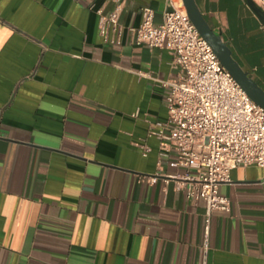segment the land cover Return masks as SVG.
Here are the masks:
<instances>
[{
	"label": "crops",
	"instance_id": "obj_1",
	"mask_svg": "<svg viewBox=\"0 0 264 264\" xmlns=\"http://www.w3.org/2000/svg\"><path fill=\"white\" fill-rule=\"evenodd\" d=\"M194 1L264 91V15L247 0ZM114 6L0 0V264H264L262 168L231 171L219 188L230 211L212 212L207 238L204 201L147 181L158 159L173 171L175 150L148 129L166 119L161 82L178 71L130 28L143 6L160 23L165 0H123L121 34L104 41L98 11Z\"/></svg>",
	"mask_w": 264,
	"mask_h": 264
},
{
	"label": "built area",
	"instance_id": "obj_2",
	"mask_svg": "<svg viewBox=\"0 0 264 264\" xmlns=\"http://www.w3.org/2000/svg\"><path fill=\"white\" fill-rule=\"evenodd\" d=\"M112 1L111 12L98 11L104 41L109 40V29L121 34L123 0ZM249 1L264 15V0ZM130 31L134 44L168 50L171 66L178 71L174 79L161 82L167 89L166 119L150 122L148 129V136L175 150L169 162L173 171L164 172L158 159L157 172L147 181L154 183L160 177L188 201H204L207 238L212 212L230 211V201L219 188L231 181V171L249 166L264 170V108L224 68L190 20L183 0H165L160 23L154 22V10L143 6L140 24ZM140 148L142 155L150 151L145 143Z\"/></svg>",
	"mask_w": 264,
	"mask_h": 264
},
{
	"label": "water",
	"instance_id": "obj_3",
	"mask_svg": "<svg viewBox=\"0 0 264 264\" xmlns=\"http://www.w3.org/2000/svg\"><path fill=\"white\" fill-rule=\"evenodd\" d=\"M247 1L252 4L249 0ZM183 4L190 20L198 30L199 34L209 43L224 68L231 74V76L242 87L246 94L255 103L264 108V91H262L231 58L226 44L223 43L220 39V36L215 34L208 26L207 22L197 8L195 1L183 0Z\"/></svg>",
	"mask_w": 264,
	"mask_h": 264
}]
</instances>
